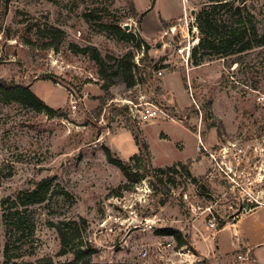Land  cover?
Here are the masks:
<instances>
[{
  "label": "rangeland",
  "instance_id": "obj_1",
  "mask_svg": "<svg viewBox=\"0 0 264 264\" xmlns=\"http://www.w3.org/2000/svg\"><path fill=\"white\" fill-rule=\"evenodd\" d=\"M93 1L12 0L6 7L0 0V82L28 85L58 112L51 116L23 92L0 88V199L11 197L2 209L42 183L35 203L20 208L22 230L0 223L1 264L70 260L71 252L59 254L57 226L72 220L95 249L94 262L264 264V49L245 62L217 50L200 64L186 62L179 44H218L198 25L201 0H104L112 13L105 17L121 21L129 41L85 19ZM249 1L259 13L264 0ZM176 23L188 35L165 34ZM56 28L64 39L51 46ZM141 40L146 47L137 49ZM73 43L118 58L132 51L137 84L128 87L110 65L103 78ZM149 62L163 74L154 70L144 83ZM141 97L171 118L139 123L127 100ZM200 140L210 152L198 150ZM224 146L241 147L242 162L224 160ZM160 167L177 172L162 181ZM242 234L255 249L236 240Z\"/></svg>",
  "mask_w": 264,
  "mask_h": 264
},
{
  "label": "trees",
  "instance_id": "obj_2",
  "mask_svg": "<svg viewBox=\"0 0 264 264\" xmlns=\"http://www.w3.org/2000/svg\"><path fill=\"white\" fill-rule=\"evenodd\" d=\"M11 1L12 0H4L5 6L8 7ZM103 1L104 0H102V2ZM109 1L114 2V0H107L105 4H107V2ZM201 1L203 2V6L197 13L198 25L202 30L208 32L211 35L217 36L218 44H216V41H211L206 46L207 39L202 38L198 46H196L193 51L192 61L195 64L202 63L205 60L206 54L212 55L216 50L218 51L221 57H227L231 55L238 56L234 62H245V59L256 50L260 49L261 51L259 52H263L262 49H264V4H262L259 13H257L255 12V10L258 9H256L255 5L251 4L249 0ZM102 2L93 1L92 5L86 8V11L84 13L85 19L89 23L100 21V25L103 24L104 27L103 29H101L102 31H108L123 40L129 41L132 37L131 33L127 32L122 27L121 21L117 19L111 20L105 17L107 16L108 18H111L112 13L108 9L109 7L104 6V3ZM134 8L135 7L133 6V11L137 13V10ZM56 30L59 35L56 37V43L53 42L49 44L51 46H55L56 44L58 45L64 39V32L60 28H56ZM144 44V41L141 40L135 46L137 49H140ZM71 47L79 52L90 54L91 58L99 66L103 78L104 73L107 70V66L110 65L108 66V70L115 68V75L120 76L122 78V81L125 82L128 87L137 84V74L136 72H134V70H139L140 68L139 65L135 62V54L132 51L118 58L112 57L110 55L105 56L96 46L92 45L79 46L73 43L71 44ZM203 48L205 49L203 50L202 54L199 55L200 50ZM150 61H152V59ZM109 62L113 63L110 64ZM260 64L261 66L264 65V58L263 63ZM254 66L255 65H251V67ZM158 69L159 67L157 64L149 62V64L146 65L145 69H143L141 73L144 75H141V80L144 83L148 82L152 75V72ZM258 82L259 81H256L255 84ZM257 85L258 84H256L255 86ZM0 88L9 92H23L27 98H30L31 100L37 102V104L35 105L37 109H45L50 113L51 116L58 115V112H56V110L53 108L47 107L45 103L31 91L28 85L25 86L20 83L7 84L0 82ZM14 98L19 102L22 101L19 97ZM181 165L184 166L183 164ZM173 171H176L174 170V167H160L159 173L162 176L161 180L163 181L164 177L169 178L170 174ZM48 181H52V179H48ZM38 185L39 188L37 187L35 189L28 190L27 192L20 191L18 195L14 199H12L6 207H4L9 210L7 213L2 212V210H6L2 209V205L5 201L11 199V197L0 199V223H4L5 227L9 224L14 228V230L17 231L22 230L24 220L21 214L24 210H21L20 208H27L29 205L35 203V200H32V198L36 197V195L39 193V189H41L42 183H39ZM83 221L86 223V220ZM63 223H66L68 225L66 229L61 226V223L59 226H57L62 242L59 254L64 255L71 252L73 257L70 260L61 262V264H110L93 261L92 255L96 251L94 248H92L91 244L88 241H84L81 233V226L77 220L65 221ZM33 228L34 226L31 225L32 231ZM69 230H72L74 232V237L78 236L79 238V241L75 243V245L72 243L75 238H71ZM1 244L2 243L0 241V247ZM69 245L73 246L70 247L73 251L69 249ZM1 263L2 262L0 260V264ZM24 264H41V260L26 261L24 262ZM44 264L55 263L50 258H48L47 262Z\"/></svg>",
  "mask_w": 264,
  "mask_h": 264
},
{
  "label": "built area",
  "instance_id": "obj_3",
  "mask_svg": "<svg viewBox=\"0 0 264 264\" xmlns=\"http://www.w3.org/2000/svg\"><path fill=\"white\" fill-rule=\"evenodd\" d=\"M190 28V27H188ZM194 30H197L194 27ZM190 30L185 32V27L183 26V23L179 24H173L171 25L167 30H165V34H175L178 36L180 33L182 36L188 35ZM199 38H194L193 40H189L187 43H181L176 47V52L183 56L186 62L192 61V55L193 51L196 46L199 44ZM159 75L163 74L162 69L156 70ZM81 100L80 98H76L72 100V107L76 108L78 101ZM128 104H130V113L131 115L139 122V123H148L150 121L156 120L161 117H169L171 116L165 111L163 107L158 105L153 100H148L145 97H141L139 101H133V100H127ZM199 151H207L210 152L207 148V146L200 140V144L198 145ZM232 151V150H231ZM230 151L229 146H224L221 148L222 158L224 160H232L235 163L240 164L243 160V149L240 147L238 150H234L233 152ZM212 154V153H210ZM232 154V158H230V155ZM222 159V161H223ZM230 162V161H229ZM201 208V206H198ZM196 207H194L195 209ZM207 211H212V207L208 206L206 207ZM236 237H238V234H235ZM143 256L148 255V249H144L142 251ZM240 258H243V255H239Z\"/></svg>",
  "mask_w": 264,
  "mask_h": 264
},
{
  "label": "crops",
  "instance_id": "obj_4",
  "mask_svg": "<svg viewBox=\"0 0 264 264\" xmlns=\"http://www.w3.org/2000/svg\"><path fill=\"white\" fill-rule=\"evenodd\" d=\"M177 17H179V16H177ZM177 17H176V18H177ZM164 18H166V17H164ZM235 234H239V231L237 230ZM250 237H251L250 235H249V236H248V235L245 236V235L242 234V237H239V238L236 239V240H238L239 243L242 241V243L244 244L245 247H247L248 250L255 249L254 246H251V245H252V242H251V240H250ZM221 244H222V243H221ZM254 245H256V244H254ZM221 247H222L223 249L225 248L223 244H222ZM225 249H227V248H225ZM255 251H256V250H255ZM218 258H220V260H221L222 256H221V257H218ZM214 264H216V262H215Z\"/></svg>",
  "mask_w": 264,
  "mask_h": 264
},
{
  "label": "water",
  "instance_id": "obj_5",
  "mask_svg": "<svg viewBox=\"0 0 264 264\" xmlns=\"http://www.w3.org/2000/svg\"><path fill=\"white\" fill-rule=\"evenodd\" d=\"M193 13H195V11H193ZM129 25H130V24H128V23L125 24L126 28H129Z\"/></svg>",
  "mask_w": 264,
  "mask_h": 264
}]
</instances>
